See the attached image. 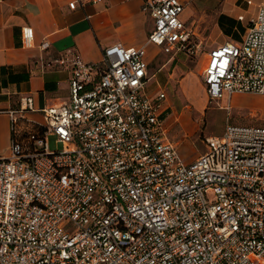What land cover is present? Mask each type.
I'll return each instance as SVG.
<instances>
[{
    "label": "built area",
    "instance_id": "obj_1",
    "mask_svg": "<svg viewBox=\"0 0 264 264\" xmlns=\"http://www.w3.org/2000/svg\"><path fill=\"white\" fill-rule=\"evenodd\" d=\"M189 3L146 0L148 44L186 51ZM23 34L30 44L33 28ZM206 58L212 102L264 95V6L240 42ZM56 62L71 69L68 100L44 107L41 122L21 124L11 112V152L0 156V264H264V127L228 123L187 160L163 125L168 92H145V46L113 43L98 62L68 50ZM34 110L23 97L20 112ZM50 136L61 149L49 148Z\"/></svg>",
    "mask_w": 264,
    "mask_h": 264
},
{
    "label": "crops",
    "instance_id": "obj_2",
    "mask_svg": "<svg viewBox=\"0 0 264 264\" xmlns=\"http://www.w3.org/2000/svg\"><path fill=\"white\" fill-rule=\"evenodd\" d=\"M71 1L74 0H0L2 157L11 152L12 111H15L21 124H25L24 121L41 122V110L44 107L68 100L71 69L68 65L56 62L68 50L79 53L86 61L98 62L103 58L104 48L113 43L130 47L145 46L149 61L145 92L156 97L160 91H167V87L160 82L155 88L148 89L149 81L157 78V72L151 71V64L156 56L165 54L168 58L158 70L165 68L167 64L170 67L178 54L171 56L162 48L148 44L154 20L143 10L146 0H76L75 9L69 7ZM198 2L202 15L207 16L218 31L217 43L212 47L227 41H237L230 31H239L241 41L250 21L259 8L264 6V0H196L195 4ZM188 6L183 14L187 23ZM24 27H32L34 30V38L30 44L24 41ZM46 42L47 46H44L43 43ZM204 88L206 91L205 84ZM236 95L231 97L230 103L228 99L218 102L231 107ZM23 97L34 99V111L20 112ZM165 130L168 140L177 145L180 154L183 144L171 138V128L167 126ZM200 153L202 152H195L192 158L186 159L192 160Z\"/></svg>",
    "mask_w": 264,
    "mask_h": 264
},
{
    "label": "rangeland",
    "instance_id": "obj_3",
    "mask_svg": "<svg viewBox=\"0 0 264 264\" xmlns=\"http://www.w3.org/2000/svg\"><path fill=\"white\" fill-rule=\"evenodd\" d=\"M195 1L189 0L187 8L188 25L193 31L189 48L180 52L170 67L167 64L160 70L158 68L168 57L165 54L156 56L151 71L157 72V78L148 83L149 90L159 82L167 87L169 98L161 108L163 125L171 128L170 136L173 140L183 144L180 154H188L184 159L192 158L195 152L205 151L206 138L222 134L228 123L264 127V95L237 94L231 107L222 102H212L208 98L202 73L207 64L206 52L217 43L218 31L212 21L202 15L199 2L195 4ZM230 32L240 42V32ZM48 146L52 150L62 147L54 136L49 137Z\"/></svg>",
    "mask_w": 264,
    "mask_h": 264
}]
</instances>
